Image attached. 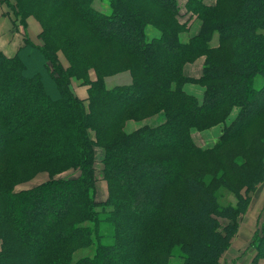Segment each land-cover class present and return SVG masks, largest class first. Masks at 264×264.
I'll use <instances>...</instances> for the list:
<instances>
[{"label":"trees","instance_id":"16d2710c","mask_svg":"<svg viewBox=\"0 0 264 264\" xmlns=\"http://www.w3.org/2000/svg\"><path fill=\"white\" fill-rule=\"evenodd\" d=\"M94 2L16 0L23 18L39 19L44 44L25 37L16 54L0 51V264H172L175 245L183 264H221L249 193L264 180V0H187L202 19L188 41L178 0H108V10ZM59 49L70 67L55 73L50 58ZM32 51L40 59L28 65ZM95 51L104 70L90 82L87 110L67 83L71 73L87 77ZM198 54H206L201 74H185ZM125 68L131 84L105 86L102 74ZM188 82L205 85L200 99L185 91ZM233 108L211 147L194 142L193 130L225 122ZM160 110L161 125L119 130L129 114ZM255 124L250 147L227 154L237 203L221 204L215 177L205 180L189 161ZM95 145L106 149L110 193L102 202L94 199ZM66 167L80 173L14 189L39 171L52 176ZM251 245L253 258H264V222Z\"/></svg>","mask_w":264,"mask_h":264},{"label":"rangeland","instance_id":"374dc122","mask_svg":"<svg viewBox=\"0 0 264 264\" xmlns=\"http://www.w3.org/2000/svg\"><path fill=\"white\" fill-rule=\"evenodd\" d=\"M216 1L217 0H215L214 3H216ZM179 2L182 4V6L184 4L183 8L180 6L182 11L184 10V12H187L185 15L180 16V20L185 21L186 19H188L189 22L188 28H185V30L180 31V34L184 41H188L192 36L200 32L202 19L197 15V13H193L192 11L187 9V0H179ZM94 6L100 10H108V0H95ZM19 10L20 8L18 7L16 0H0L1 51L4 50L6 52L12 53L15 50L14 54H16L18 48L25 42V37L29 39V42L38 46H43L44 44V40L41 37L42 25L39 19L30 13L26 15L24 14L23 18L20 12L21 10ZM153 12L154 11H151L150 13ZM180 13H182L181 10ZM149 31L151 33H158L159 30L155 26L149 25ZM213 42H216V39H214ZM23 51L24 50H21V52ZM38 52L39 51H32L33 56H29L30 59L27 60L28 65H32L34 59L38 60ZM105 52L109 53L111 52V50L107 48L105 49ZM96 53L97 51L94 52L92 58H90V55H88L89 59H91L95 64L86 66L87 77L84 78L80 77L76 73H71L67 83L69 93L74 98L81 100L86 106L87 110L90 98V82L94 81L100 76L98 68H100L102 71L104 70L103 61L95 57ZM53 54L54 57L50 58V60L53 64H55V73H59V68L65 70L70 67V61L66 52H64L62 49H59L55 50ZM23 55L27 56L25 51ZM205 55L206 54H198L195 56L193 61L185 64L187 66L185 68L187 75L198 77L201 74L203 67L202 64L205 62ZM101 78L105 86L108 88L121 85H129L133 81L132 72L129 68L117 70L106 75L102 74ZM184 86V89L187 93L193 94L199 99L202 97V93L205 90V85L199 83L188 82ZM236 113L237 109L233 108L228 117L226 118L225 122H219L213 126H209L201 130H193L191 135L194 142L198 146L203 148L211 147L214 141H216L221 131L223 130L225 124L229 123L234 118ZM165 120L166 116L164 111L162 110L156 111L153 114L142 118H137L135 115L129 114L125 116V118L122 120L119 130L122 134L124 133L125 135H128L146 126L151 127L161 125L162 123H164ZM257 132H259V124H255L250 129H248L244 137L236 139L232 143H225L218 150V152L213 154L209 153L210 155L206 158L200 157V155H196L194 157H197L196 160L191 159V162L189 161V163L194 168H199V174L202 175L205 180H210L213 176L215 177L211 185L214 186L216 194L221 204L235 205L238 199L236 197V194L234 193L235 188L238 185V181L228 174L230 161L228 162L227 154L229 152V149L235 146L237 148L238 155H242V150H245L250 147V139H252V137ZM90 135L92 138L95 139V132L90 130ZM250 149H252V146ZM105 155L106 149L103 146L95 145V153L93 158L95 190L94 199L101 202L106 200L110 193L109 182L105 177L104 173ZM230 158L231 156H229V159ZM239 158L240 157H238V159ZM79 173L80 170L74 167H66V169L60 170L54 173L52 176L47 171H39L34 174L31 178L15 184L14 189L16 191L25 190L39 185L44 181H47L50 177H71L77 176ZM244 189L245 187H243L242 191H244ZM249 195L250 200L247 202L245 209L239 213V216L237 218L238 231L232 237L228 251H226L222 256L221 264H264V258H253L255 254V249L251 245L255 232L264 222V180L260 182L256 186L255 190L250 192ZM225 223H227V220L222 219V226ZM170 250L171 255L169 256L168 260L172 264H183L184 260L182 258V252L179 247L175 245ZM85 252L87 253L86 249L80 251L78 255H82Z\"/></svg>","mask_w":264,"mask_h":264},{"label":"crops","instance_id":"0c3cea01","mask_svg":"<svg viewBox=\"0 0 264 264\" xmlns=\"http://www.w3.org/2000/svg\"><path fill=\"white\" fill-rule=\"evenodd\" d=\"M205 1V3H207V4H214V2H215V0H212V1H207V0H204ZM178 5L179 6H181L182 8H183V6H184V4H183V6H182V4L179 2V0H178ZM181 7H180V10H181V12L182 13H184V10L182 11V9H181ZM0 32H1V28H0ZM1 51V50H0ZM1 52H3L5 55H7V56H12V55H14V53H15V50L11 53V52H6V51H4V50H2ZM203 65V64H202ZM187 66L185 65V67H184V72H185V74H187L186 73V70H185V68H186ZM184 88H185V86H184ZM203 94V93H202ZM201 94V95H202ZM0 244H1V240H0ZM228 251V250H227ZM262 260V259H261ZM263 261H264V259H263ZM260 264H262V263H260Z\"/></svg>","mask_w":264,"mask_h":264}]
</instances>
